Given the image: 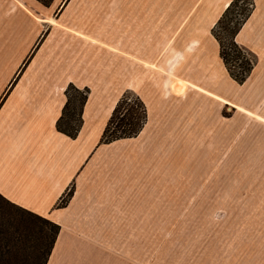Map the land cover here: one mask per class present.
Wrapping results in <instances>:
<instances>
[{"label": "crops", "instance_id": "0c3cea01", "mask_svg": "<svg viewBox=\"0 0 264 264\" xmlns=\"http://www.w3.org/2000/svg\"><path fill=\"white\" fill-rule=\"evenodd\" d=\"M253 1L238 83L211 33L230 0H0V193L59 226L45 264H258L255 215L228 210L251 205L221 181L256 174L241 145L264 143ZM70 83L89 89L75 137L55 126ZM125 91L146 122L100 143Z\"/></svg>", "mask_w": 264, "mask_h": 264}, {"label": "trees", "instance_id": "16d2710c", "mask_svg": "<svg viewBox=\"0 0 264 264\" xmlns=\"http://www.w3.org/2000/svg\"><path fill=\"white\" fill-rule=\"evenodd\" d=\"M38 1L47 6L52 0ZM253 8V0H230L211 29L219 44L220 57L229 75L238 83L247 79L255 62V57L236 41L237 33ZM88 92L86 87L80 89L71 83L66 86V101L55 124L58 131L70 137L77 135ZM146 119L142 99L132 91H125L104 126L100 143L136 136ZM71 194L72 189L63 195L58 206H64ZM58 231L56 223L13 203L0 193V264H45Z\"/></svg>", "mask_w": 264, "mask_h": 264}, {"label": "rangeland", "instance_id": "374dc122", "mask_svg": "<svg viewBox=\"0 0 264 264\" xmlns=\"http://www.w3.org/2000/svg\"><path fill=\"white\" fill-rule=\"evenodd\" d=\"M241 148V154L248 151L256 156V174L253 170H242L240 176L223 177L221 181L228 184L231 189L229 192L224 193V198L238 199L241 203L245 201L251 205L250 208L239 207L228 210L239 211L241 217L248 214L250 216L255 215L256 260L258 264H264V155H262L264 154V143L244 144L241 145ZM258 163H260V166Z\"/></svg>", "mask_w": 264, "mask_h": 264}]
</instances>
